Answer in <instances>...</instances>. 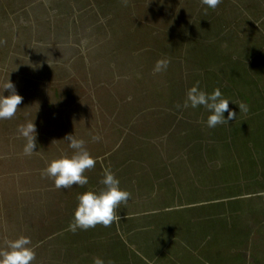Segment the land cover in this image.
<instances>
[{"label":"rangeland","instance_id":"obj_1","mask_svg":"<svg viewBox=\"0 0 264 264\" xmlns=\"http://www.w3.org/2000/svg\"><path fill=\"white\" fill-rule=\"evenodd\" d=\"M8 79L23 100L0 120V250L26 236L32 264H264V0H0ZM197 84L236 118L208 128L184 108ZM33 120L26 156L17 129ZM69 134L96 164L58 190L44 170L73 154ZM106 168L131 194L121 219L69 230Z\"/></svg>","mask_w":264,"mask_h":264},{"label":"clouds","instance_id":"obj_2","mask_svg":"<svg viewBox=\"0 0 264 264\" xmlns=\"http://www.w3.org/2000/svg\"><path fill=\"white\" fill-rule=\"evenodd\" d=\"M203 4L210 9H215L222 0H202ZM167 59L158 60L154 67L155 72L165 71L168 68ZM54 74V73H53ZM54 78V77H53ZM4 92L8 95L5 96ZM23 97L17 94L15 85L8 79L0 90V120L12 119L21 104ZM228 99L224 98L220 89H214L207 93L194 85L189 89L186 96L184 108L203 107L209 113L206 126L215 128L217 125L228 124L234 120L237 114L229 110ZM239 112L247 113L248 106L241 102L238 105ZM227 112V118L224 113ZM18 132L25 140L24 154L31 156L37 152V130L33 121L18 127ZM94 141L99 137H93ZM73 154L51 161L44 170L45 175L53 180L55 188L67 190L73 186H84L88 184V178L84 175L86 170L95 167L96 161L91 157L85 147V141L76 138L73 134L66 135L63 139ZM103 188L99 191H87L78 196L77 207L74 210L69 230L75 232L77 229L88 230L96 225L110 226L114 221L120 220L117 209L121 204H126L130 193L119 187V180L111 169H104L103 179L100 181ZM31 240L26 236H20L15 240L7 242V250H0V264H32L35 260ZM93 264H105L104 260L95 258Z\"/></svg>","mask_w":264,"mask_h":264},{"label":"crops","instance_id":"obj_3","mask_svg":"<svg viewBox=\"0 0 264 264\" xmlns=\"http://www.w3.org/2000/svg\"><path fill=\"white\" fill-rule=\"evenodd\" d=\"M250 196H254V195H246V196H244V197H250ZM259 196H262V195H259Z\"/></svg>","mask_w":264,"mask_h":264}]
</instances>
